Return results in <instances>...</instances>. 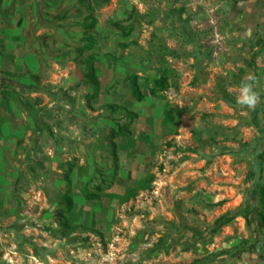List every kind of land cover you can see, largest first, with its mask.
Listing matches in <instances>:
<instances>
[{"label": "rangeland", "instance_id": "374dc122", "mask_svg": "<svg viewBox=\"0 0 264 264\" xmlns=\"http://www.w3.org/2000/svg\"><path fill=\"white\" fill-rule=\"evenodd\" d=\"M22 22L0 264H264V0H0V28ZM248 75L254 109L236 103Z\"/></svg>", "mask_w": 264, "mask_h": 264}, {"label": "crops", "instance_id": "0c3cea01", "mask_svg": "<svg viewBox=\"0 0 264 264\" xmlns=\"http://www.w3.org/2000/svg\"><path fill=\"white\" fill-rule=\"evenodd\" d=\"M3 10L8 13V8L4 5ZM23 28H24V23H20L19 25H14V26H8L4 27L3 29L0 28V32L7 31L8 33H5V35L0 36V44L1 40L3 44H6L8 46V50H4L3 52L0 51V99L3 97L4 91L6 92L7 89H10L12 92H14L15 95H18L21 99L24 97L22 96V93L24 92V85H23V75L22 73H17L19 70L20 71V66L22 63V59L19 57L15 58V67H14V73L11 74L7 71L6 67V61L7 59V54L10 51H14V53H19V48H17V45H21L23 43ZM19 31V32H18ZM18 49V50H17ZM1 50V48H0ZM27 56H32L31 54ZM13 109L17 110L16 114L18 115V118H20V121L22 122V115L21 112L17 109L15 106V103L13 104ZM5 110H3L2 113H0V128L2 130V133L5 136H9V134L12 133V124L10 120L5 119ZM21 124V123H20ZM19 134V132H18ZM14 139H18L17 135L11 136ZM2 136L0 135V139ZM3 153V151H0Z\"/></svg>", "mask_w": 264, "mask_h": 264}, {"label": "trees", "instance_id": "16d2710c", "mask_svg": "<svg viewBox=\"0 0 264 264\" xmlns=\"http://www.w3.org/2000/svg\"><path fill=\"white\" fill-rule=\"evenodd\" d=\"M96 20L92 15H90V21L86 23L88 28H93L95 26ZM91 43L88 45V48H91L93 46V38L89 39ZM109 56H112L109 54ZM87 62V72L85 74V80L88 84L91 85L94 89V94L98 95L101 87L100 80L98 78V75L96 73L95 65H94V56L89 55L86 59ZM163 80H158L157 83H163ZM130 90L131 94L134 97V99L138 102H141L145 98V94L141 88L140 82H139V77L136 74H132L130 77ZM111 105V104H109ZM133 114H136L135 111H131ZM130 133V130L127 127L120 126L119 129L115 131V136L118 135H128ZM153 176L152 174L148 175L147 177ZM146 177V178H147ZM145 179V178H144ZM259 198H260V209L258 211V216L261 221L262 226L264 227V185H262L259 189ZM93 193L91 192H86V197L90 198ZM66 202L70 208L73 207L74 201L70 195L66 196Z\"/></svg>", "mask_w": 264, "mask_h": 264}, {"label": "clouds", "instance_id": "9594fccd", "mask_svg": "<svg viewBox=\"0 0 264 264\" xmlns=\"http://www.w3.org/2000/svg\"><path fill=\"white\" fill-rule=\"evenodd\" d=\"M258 80L254 75L242 79L238 86L236 103L242 108L254 109L261 102V93L257 90Z\"/></svg>", "mask_w": 264, "mask_h": 264}]
</instances>
